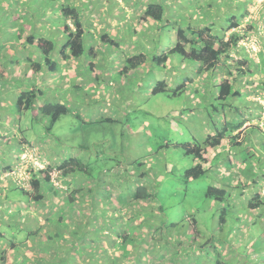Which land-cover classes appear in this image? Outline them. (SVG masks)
<instances>
[{
	"label": "crops",
	"instance_id": "0c3cea01",
	"mask_svg": "<svg viewBox=\"0 0 264 264\" xmlns=\"http://www.w3.org/2000/svg\"><path fill=\"white\" fill-rule=\"evenodd\" d=\"M102 1L104 0H0V257L2 256L0 264H18L17 261L19 260L24 261V264L27 261H31L30 264H162L151 261L155 247L151 245L153 239L150 235L146 236L144 234L146 239L144 243L139 244L136 241L132 245L128 243L129 241L127 240H131L133 237V233L129 232L127 228V221L130 218L120 215V212L112 210L113 212H108L106 218L101 219L106 221L107 228L105 230L98 231L99 225H96V227L93 225V228L86 233L78 232V228L76 229L72 223L68 222L66 226L59 223L56 225L52 221L51 215L60 213L61 207L68 210V205L63 204V200L56 199L55 195L50 193L51 184L43 183L42 185V191L49 192H46V197L48 198L46 202L41 203L42 208H32L33 200L29 197L25 200L24 196H21V193L15 189L13 178L7 180L2 177L4 172L9 170L7 167L16 163L26 143H34L40 146V150L43 153L41 158L49 160L52 164L61 165L68 158L81 157L78 148H69L60 135L58 137L48 135L40 137L38 131H43L41 128L46 127L43 121H38L36 122L37 125H35L30 118L23 116L19 118V121L16 119L14 123L10 122L9 119L11 118L8 117V111L11 110L21 91L32 86L42 89L44 96L36 102L35 105L37 107L44 102L64 101L74 111H81V113L85 112L81 110L83 105L88 106L90 109H98L99 114L97 116H92L88 113L86 115L87 119L91 118L94 120L108 116L122 118L123 120L126 112L136 111L140 113L145 112V110L153 112L158 111L155 105L171 104L169 101L160 99L152 103L151 106V104L148 105L142 100L130 97L128 94V87H130L129 78L134 79L136 84L139 85L137 95L135 93L137 97H148L152 86L158 80H165L174 85L175 82L173 83V81L177 79L178 83L185 82L188 88L187 92L179 98L183 100L179 104L181 106L174 109H164L162 107L163 114L161 115V117L167 116L168 122L173 121L177 126L175 128L178 136L174 137V140L172 139L174 142L179 141V139H186L185 129H189L197 137L205 139L209 134L215 132L216 126L223 125L226 121V119L222 121L220 118L217 119V122L210 121V105L214 102L217 95L210 84L216 86V79L228 76L226 69H221L216 73L199 71V64L189 63V68H187L179 64L175 57H172L164 69L166 71L168 68H174L176 72L178 71L172 82L168 78L158 79L156 70H153L156 76L150 80L147 90L144 89L143 84L146 76L152 69L151 60V62L149 61L151 64L148 62L144 67L130 72L128 76L121 75L120 78H117L119 70L125 65V55L140 53V45H135V49H137L135 52L129 50L124 46L127 41L126 30L123 33L117 31L118 26L123 24L126 26L127 33H133L126 23H122L131 14V11H129L130 6L128 5L129 0H108L104 14L101 10H92L88 7V5L99 4ZM215 1L209 0L208 3L205 2L203 11L209 16L210 11L208 9L210 7L214 8L215 6V10L219 8L221 10L222 6L225 5L223 2L218 3V1ZM225 1H227L226 10L233 8L231 6H234V4H231L233 3L231 0ZM233 1L235 3V1L239 0ZM170 2L171 0L166 2L168 9L167 18L174 20L173 17L176 18L178 16L174 13L173 3ZM184 3H187V0ZM62 5H74L81 10L87 33L86 38H88L87 48L93 47L98 53L97 57L93 59L95 66L93 70H90L89 62L91 59L87 55L80 58H70L69 60L54 57L59 62L57 71L51 72L44 68L42 71L34 73L31 70L30 58L41 59V52L32 46H27L25 37L27 35L53 37L57 40L59 51L66 41L62 31L63 17L60 13ZM179 6H183V4H179ZM144 7L145 5H143L139 13L143 12ZM177 8L179 7L177 6ZM85 9H88V14L84 12ZM176 12H179V9ZM151 21L153 20L147 19L146 22L150 23ZM172 23L175 30L173 32L169 30L168 36L158 33L160 32L158 23L154 24L153 22L154 26L153 24L149 26L153 35H157L154 47H158V53L167 52L174 46V44H165L163 42L169 40L176 43V28L178 25L191 24L196 28H203L211 24L207 19L206 22L202 19L197 21L196 24L193 20H189L188 17L180 24H177L176 20L172 21ZM2 25L5 26L4 29ZM105 34L115 37L119 42L123 41L120 42L121 48H112L114 50H111V47L102 44L99 39ZM250 36L251 34L249 33ZM242 41L244 42V40ZM156 43L158 44L156 45ZM263 44L264 41L262 42ZM245 50L240 45V50L238 52L234 51L231 57L232 59L239 56L248 58L250 72L247 71L243 74L236 69V66H233V72L237 74L235 85L240 94L228 100V104L224 108H219V111H226L225 108L227 106H230L232 111L236 109L234 111L236 116L233 115L235 121L243 122L233 132V135L238 133L235 141H238L239 144L237 145L228 139L223 140L222 145L214 148L213 154L210 153L208 162L204 164L210 184L219 185L223 189L228 190L231 194L230 199L236 201L235 206L237 209L241 208L242 197L246 198L244 201L247 202V195L250 193L260 191L262 196H264V130L258 126V128L251 126L252 121L257 124V120L261 119L264 114V70L261 71L257 66H253V58L250 59V53ZM196 76L198 80H196ZM7 81L9 82L8 84ZM81 86L86 87L87 90L84 91ZM101 86L106 89L102 90V94L99 90ZM110 92L113 100H103V97L106 99L110 97ZM90 101H94L95 104L93 106L87 105L86 103ZM98 104L103 109H100ZM125 105H128V107ZM120 107L121 109H119ZM238 110L241 111V114L239 112L237 114ZM177 111H180V115L171 114V112L176 113ZM202 111H207V115L200 114ZM116 112L119 116L113 114ZM218 115L221 116L222 114ZM224 115H227V111ZM142 124L143 126L134 129V131L125 129L126 134L129 132L128 145L132 153L127 159L128 161L131 159L145 161L157 156L161 162L166 160V166L170 169H182L198 163L192 160L188 161L180 153L178 154L180 162L177 163L169 158L164 149H161L160 152L155 151L154 147L146 142L148 141L147 138L151 137L147 136L144 138L146 127L150 123L144 119ZM212 126H214L213 129L211 128ZM56 139H60V142ZM56 144L61 150L60 158L53 157ZM174 147H177L176 144H174ZM60 159L63 162H60ZM213 161L216 162L212 163ZM151 167H155V165H149V168ZM241 177L244 178V181H239ZM236 183H238V186H236ZM242 185L247 187L244 189ZM99 201L92 199L88 202V205L91 208L102 204ZM74 205L79 206L78 203ZM100 207L103 206L100 205ZM113 207L124 209L127 205L114 203ZM97 222L96 224H98ZM113 223L120 225L117 228H111ZM1 227H4V229L1 230ZM9 229L13 230L11 231L12 235H8L9 231L7 230ZM159 229L158 227L157 231L155 230L159 234L158 237L153 234L155 236L154 239H160L159 245L164 249L163 254H158L159 256L166 255V251L173 249L176 250L178 255L184 250L187 251L189 245L184 244L182 246L179 243L180 247H175L176 243H171L168 239H165V232L160 233L158 232ZM23 235L25 237H22ZM176 235H179L181 240L188 241L186 239L187 232L174 233V236ZM21 240H25V242L23 241V243ZM164 241L168 242L164 243ZM157 242L154 241V245L157 246ZM147 250H150L151 255L147 256Z\"/></svg>",
	"mask_w": 264,
	"mask_h": 264
},
{
	"label": "trees",
	"instance_id": "16d2710c",
	"mask_svg": "<svg viewBox=\"0 0 264 264\" xmlns=\"http://www.w3.org/2000/svg\"><path fill=\"white\" fill-rule=\"evenodd\" d=\"M166 2L167 0L146 1L145 7L141 14V19L145 22L147 21V19L155 20L158 23V30L160 31L158 33L167 36V32L169 30H175V28L173 27L172 21L167 18L166 13L168 9ZM232 2L234 3V1ZM187 3H190V1L187 0ZM246 5L245 7H247ZM241 6L242 4H240L239 1H235L234 6H231L233 8L229 9L230 11H237V9L241 11ZM246 12L247 9L245 8L244 14L240 13L239 16L233 14L231 15V17L226 16L225 23L223 22L226 26H224L223 28L221 27V32L217 29L216 24H210L209 26H205L203 28H196L191 24H187L184 26L178 25V27L176 28V43L171 49H169V51L164 53H158L156 51L158 47H154V50L149 49L146 44L141 42V44H139L140 53L125 55V65L119 70L117 78H120L121 75L128 76L130 72L135 71L137 68L144 67V65H146L151 60L152 69L149 72L151 73V76L147 75V79L152 80L156 76L153 73V70L159 69L163 71L167 63L171 61L172 57H175V59H177V61H179L180 63L183 61H188V63L199 64V71H211L213 73H216L221 69H226V72L229 74L227 77H219L218 79H216V86L210 84L211 88H213L217 93L214 102H212L210 105V108H212L213 110V112H210V116L212 117L211 119H215V114L219 111V108H224V106L228 104V100L240 94L239 90L236 89L237 86L235 85V82L237 80V74L233 72V66H236V69H238V71L243 74L247 71L250 72V63L246 59H236V61L235 59L231 58V54L234 51L238 52V50H240V42L242 40L248 39L250 33L249 31H251L252 29H256L253 22L249 24L245 29L242 28V22L246 18ZM60 13L63 17L62 31L63 35L66 37V41L59 49V51L57 47V40L53 37H36L34 35H27L25 37L27 46H32L38 49L41 52L42 57L41 59L30 58L31 70L36 73L42 71L44 68H47L49 71L55 72L58 69L59 62L54 57H61L63 59L69 60L70 58H80L86 55L91 59L89 62V68L90 70H93L95 66V62L93 61V59L97 57L98 53L93 47H90L89 49L87 48L88 38H86L87 33L85 30V25L83 23L81 10L79 9V7L74 5H62L60 7ZM99 40L102 44L111 47V50H114L112 48H121L120 42H123L117 41L115 37H110L109 34L102 35ZM157 44L158 43H156V45ZM176 80L177 79L173 81V83L175 82L174 85L165 80H158L152 86L150 95L148 97H137V88L139 85L136 84V81L134 79L129 78L130 87H128V94L132 98L142 100L146 104L148 103V105L151 104V106L152 103H154L158 99L171 102L176 98L182 97L188 90L185 82L178 83L179 81ZM8 83L9 82L7 81V84ZM149 84L150 81L147 82L145 80L143 84L144 89L147 90ZM99 90L102 94V90L106 89H103L101 86ZM43 96L44 91L42 89H39L36 86H32L21 91L18 94V97L15 103L12 105L11 109H13V113L14 109H16L18 119L24 116V112L32 111V117L34 119H30L34 123L43 121L46 124L47 130V134L45 136L48 135L51 137L53 136L51 134L53 124L56 123L63 115L69 113L73 114L75 112V115L80 117L81 120L87 121L81 116V114H77V112L69 107V105L64 101L44 102L40 104L39 107H37L35 105L36 102L39 101ZM125 106L128 107V105ZM119 109H121V107ZM117 112L113 114H115L116 116ZM133 113L137 112L134 111L130 113H124L125 121H123L122 118L118 117H101L98 118L99 120L94 119L93 121H90L88 123H100L99 121L106 120L102 123L119 125L121 127V129H119V136L121 137L123 145H125V136L127 135L128 139H130V136L128 135L129 132L128 134H126L125 129L133 131L135 129H131L128 124L129 119ZM140 113H144V117H146V115L148 114H151L146 110L145 112ZM239 114L241 113L239 112ZM223 116L226 119L225 123L223 125L216 126L215 132L209 134L205 139H201L194 133H192L191 130L185 129L186 139L184 141L174 142L172 139L171 141L170 138H168L160 144H154L155 151L160 152L161 149H164L171 159L173 158L171 157V155L175 157V155H178L180 153L182 154V157H185L188 161L192 160L198 162L190 167H183L182 169H170L167 166H159L158 168L151 167L147 169V171L139 173L138 169L145 165V162H142L140 159H133V164L136 169L132 174L127 173V171L124 169V166L122 167V163L116 164L114 165V167H111L108 174L113 171L114 175L118 179H121L122 177L124 178L123 181L119 180L118 182L121 191L117 194L112 193V188L109 184H106L108 182L107 179L101 180V184L95 182L100 178L93 176L92 163L98 161V158H100L101 155L99 151L96 152V157L94 158V160H92V157H85V159L83 160L81 158V155V157L79 158H68L61 165H58L57 163H54L55 165L49 163L46 166V169H37L38 171H36V168L34 166H30L28 170L31 173V179L28 183L30 184V188L33 191L26 187L25 181H22L18 178L13 179V184L15 185V189H17V191L21 193V196H24L25 200H27L28 197L33 200L32 208H42L41 203L46 202V199H48L46 196L47 193H49L48 191H46L47 193L42 191V185L43 183H47L48 185L51 184L52 186L50 188V193L55 195L56 199L59 198V200H63V204L68 205V210L61 207V209L59 210L60 213L57 214L58 216L51 215L54 224L57 225L59 223L60 225L67 226L69 222L75 225L76 229L78 228V232L85 233L90 231L93 228V225L94 227H96V225H99L100 228L98 227V231L105 230L107 228L106 221H102L101 219L106 218L108 212L112 210H116L117 212H119L120 210V208L113 207L114 203H124L126 205L127 203H130L129 206L131 208H135L134 206L136 205L134 204L140 200H149L157 203L159 199L156 187L160 185V181H163V178H165V176H167L166 180L169 184L170 181L174 184V177L181 179L182 184L184 183L185 185H189L191 182L201 180L203 178L208 179L207 171L204 169V164L208 162V154L210 152V149L220 147L223 143V140L225 139H228L231 142H235V144L237 145L239 144L238 141H235L237 139L238 133L236 135H233V132L236 131L243 122L235 121L234 116H229L231 120L227 119V115ZM162 119L168 121L167 116H162ZM256 128L258 127L256 126ZM168 132L165 131V134L169 135L170 132ZM57 141L60 142V139ZM174 144H176L177 147H174ZM79 147L85 150V153L92 152L90 151V149L92 150V148L84 144L80 145ZM34 148L38 150V154H40L41 157L43 153L40 150V146H37L34 143L24 144L20 155H22L25 150ZM190 156H192L193 159H190ZM18 159L14 165L8 166L7 169L12 170L13 167L17 165ZM137 161H139V167L135 166ZM216 161H213L212 163ZM55 171L58 172V176L56 178L61 181L62 187L56 185L52 178V173ZM103 171L104 170H102V172ZM176 173L179 177L175 175ZM73 175L74 177H72ZM138 179L142 180V183H137L139 182ZM146 182L151 183L152 188H149ZM133 183H136V188L132 190L131 193H129L128 190ZM205 196L211 201L213 200V202H211V207L215 209L214 217H219L218 220H213H215L216 223L218 222L219 226L218 228H215V231L212 232L214 233L213 236L207 237V245H199L197 243V238L198 236H200V231L196 227V222L198 221V219L194 218L192 228L190 229L191 239L190 242L187 243V245H189V248L187 250H190L192 252L202 250L200 252L202 254H205L206 264H239L240 261L237 255H243L244 251V256L246 258L245 264H251L254 260L255 255L253 252H250L249 249L246 248V243L248 240H244V244H234L232 236L235 229H238L235 228V224L237 222L239 226L241 225V228L243 230L246 229V233L251 240L255 238V236L253 237L252 234L254 229H258L264 237V225L262 224V220H260H264V196H262L260 191L248 194V201H243L242 203H240V209H237V207L235 206V202L231 201L230 192L226 189H223L219 185L209 184ZM92 199L100 200L99 202L102 204L90 208L88 202ZM130 199L132 200V202H129ZM37 202L39 205L36 204ZM76 203H78L79 206H75L74 204ZM100 205H102L103 207H100ZM163 210V206H160V212L163 213ZM252 210L257 211V214L255 215L256 220H254V222L249 225V221L248 223H244L246 218L244 216V213L247 214ZM130 221H132L131 218L128 222ZM96 222L98 224H96ZM153 224L154 223L151 222L150 226H152ZM227 224H229L228 229H226ZM119 225L120 224L118 223H113L111 224V228H117ZM214 226L216 227V225ZM169 227L173 228L171 225ZM168 236L170 242L174 243L175 241L172 239L171 235ZM143 239V243L146 242V239ZM127 241H129L128 243L131 245L135 243L134 238H131V240L128 239ZM167 242L164 241V243ZM176 243L185 244V242L179 238V235ZM229 247H232L234 250L227 252L226 248ZM175 254L177 256L174 257L179 256L176 252ZM233 256H235L236 258L235 261L232 258ZM196 258H179L177 260L181 261L177 262L176 264H204L202 259ZM257 262L255 264H257Z\"/></svg>",
	"mask_w": 264,
	"mask_h": 264
},
{
	"label": "rangeland",
	"instance_id": "374dc122",
	"mask_svg": "<svg viewBox=\"0 0 264 264\" xmlns=\"http://www.w3.org/2000/svg\"><path fill=\"white\" fill-rule=\"evenodd\" d=\"M83 1H86V0H83ZM145 1L146 0H129L128 2V5L130 6L129 11H131L130 12L131 14L126 18L125 22L123 20L122 23H126L127 26L131 28L133 33L131 34L127 33L128 31L126 29V26L123 24L119 25L118 30H117L120 33H123L126 30L127 41L125 42L124 46L133 52L137 50L135 49V45H139L141 44V42L146 44L149 49L154 50L155 38H157V35H153L152 29L149 28V26L152 25L153 22L154 24H156L157 22H155L154 20L151 21L150 23L142 21L141 19L142 13H139L143 5H145ZM189 1L190 3H184L186 2V0H171L170 3H173L172 7L174 9V13L176 14V16H178L176 18L173 17L174 20L177 21V24L184 22V20H186L187 17L189 20L191 21L193 20L196 24H197V21H200L203 19L206 22V19H207L210 21L211 24H216L217 29L219 28L218 30L220 32L222 31L221 27L223 28L224 26H226L224 24L226 16L231 17V15L233 14H235L236 16H239L240 13H243V14L245 13V8H246L247 9L246 16H245L246 18L244 17L245 19L242 22V28L245 29L246 27H248L249 24L253 22L256 29H252L251 31H249L251 34V36L249 37V40L245 39L244 42L241 41L240 45H242V47L246 49L245 50L246 52L250 53L251 57L249 58L250 59L253 58L252 59L254 61L253 66H257L259 69H261V71L264 70V48H263L264 44L262 45V42L264 41V0L262 1L261 0L260 1L259 0H239V3L242 4V6L240 7L241 11H239L238 9L237 11H230L229 8L226 10L227 1L216 0L218 1V3L223 2L225 5L222 6L221 10L220 8L215 10V6L214 8L210 7L208 9V11H210L209 13L210 16L206 14V12L203 11V9H205V2L208 3L209 0H189ZM107 4H108V0H104L99 4H91V6L93 7L89 5L88 7L92 10L94 9L101 10L102 13L104 14L107 9ZM179 4H183L184 7L179 6ZM231 4H234V3H231ZM245 5L247 7H245ZM177 6L179 8H177ZM178 9H179V12H176ZM101 11H100V14H101ZM84 12L88 14L89 11L88 9H85ZM184 15H185V18H184ZM174 20H171V21H174ZM2 28L4 29L5 26L2 25ZM170 32H173V30H170ZM168 33L169 31L167 32V36L169 35ZM163 43L172 44V45L175 44L174 41H169V40H166ZM156 51L159 52V49L157 48ZM260 51L262 52L259 54ZM232 54L231 56H233ZM234 59L235 60L236 59H239V60L246 59L249 62L248 58L243 57V56H239ZM150 62L149 64H151ZM179 64L186 66L187 68H189V65H190L188 61H183L181 63L179 62ZM163 71L156 70L157 78L158 79L168 78L171 82L174 76H176L178 72V71L176 72L174 68L172 69L168 68L166 71L164 72ZM147 75L151 76V73H148ZM224 76L226 75L224 74ZM147 78L148 77L146 76V81L149 82L150 80H148ZM195 78L196 80H198L197 76ZM82 89L84 91L87 90L86 87H82ZM109 96L110 97L107 99L103 97V100H108V101L113 100L112 95L110 94ZM158 97H162V96H158ZM159 100L160 99H158L157 101ZM182 101L183 100L176 98L174 101H171L170 105L169 104L163 105V106L159 104L155 105L157 106L158 111L150 112L151 114L146 115V117L143 116L144 113H141V114L138 112L133 113L129 119V123H128L129 127L131 129L140 128L141 126H143L142 122L144 121V118H146V120L150 123V125L146 127V135H144V138H146L147 136L151 137V138H147L148 141H146L145 139V141L148 144H150L151 146L153 144V147H154V144H160L161 142L165 141L168 138H170V140L171 139L174 140V137L178 136V133L175 128L176 125L174 124L173 121L168 122L162 119L161 117V115L163 114L162 107L164 109L179 108L181 106L179 104H181ZM86 104L89 106H93L95 103L94 101H90L89 103H86ZM98 106L100 109H103L99 104ZM81 110L85 112L81 113V111H77V110L75 111L77 112V114H81V116L87 121L81 120L80 117L75 115V112L73 114L69 113V114L63 115L56 123L53 124L51 134L55 137L59 135L62 136L61 138H63L64 142L67 144L69 148H78V152L82 155L81 158L83 160L85 159V157L86 158L92 157V160H94V158L96 157V152L99 151L101 155L100 158H98V161H95L92 163L93 176L100 178L95 182L100 183L101 180L107 179L108 182L106 184L110 185V187L113 190L112 193L117 194L118 192L121 191V188H120V185H118V182L119 180L123 181L124 178L120 176L122 178L118 179L114 175L113 171L110 174H108V172H110L109 169L111 167H114V165L121 164V163H122V167L124 166V169L127 171L128 174H132L133 171L136 169L134 167L133 160H129V161L127 160L129 156L132 155L131 151L129 150L128 136L127 135L125 136L126 143L125 145H123L121 141V137L119 136L120 135L119 129H121L119 125L102 123L103 121H106V120L99 121L100 123L90 124L88 122L93 121V119L91 118L87 119L86 115L89 113L92 116H97L99 114L98 109H90L88 106L83 105L81 106ZM225 110L227 111L228 120H231L230 117L234 115V111H232L230 106H227ZM226 111H221V110L218 111L215 114L216 118L211 119L212 118L211 117L210 121L212 122L213 120L215 122L217 121L218 118H220V120L222 121H225V117L223 115L224 113H226ZM210 112H213L212 108L210 109ZM238 112L241 113L240 110H238ZM164 114L166 113L164 112ZM171 114L178 116L180 115V111H177L176 113L171 112ZM200 114L207 115V111H202ZM218 114H222V115L219 116ZM32 116H33L32 111L24 112V117H29L31 119H34ZM245 116H246V112H245ZM8 117L11 118L9 119L11 123H14L16 119L19 121L16 109H14V113H13V109L9 110ZM106 117L108 116H105L104 118ZM169 118H172V117H169ZM123 121H125V119H123ZM257 121H258L257 124H254L252 121L251 126H260L261 129L264 130V114L262 118ZM35 125H37L36 122H35ZM211 128L213 129L214 126H212ZM41 129L43 131L39 130L38 134L40 137H43L47 134V130H46V127H42ZM167 129L170 132V133L168 132L169 135L165 134V131H168ZM184 140L185 139H179V141H184ZM82 144L91 147L92 150L90 149V151L92 152L85 153V150L79 147ZM35 150L37 151V149ZM213 152H214V148L210 149L208 157H210L211 155L210 153L213 154ZM54 153H55L53 155L54 158L61 157V150L58 148L57 144L54 146ZM171 157H173L172 159L174 162H177V163L180 162V158L178 155H175V157L171 155ZM190 159H193V157L190 156ZM59 161L63 162L62 159H60ZM142 162H145V165L142 166L140 169H138L139 173H142L143 171H147V169H149V165L151 164H154L155 168H158L159 166H164V167L166 166V160L161 162L157 156H153L152 159H148ZM135 166L139 167V161H137ZM102 170L104 171L102 172ZM175 175L178 176L177 173ZM166 178L167 176H165V178H163V181L162 180L160 181V185L156 187L157 192H158V199H159L157 203L149 201V200H142L134 204L136 205L134 206L135 208H131L129 206L130 203H127V207L124 209H120L119 212L121 213V215L127 217L128 219L129 218L132 219V221L130 222L127 221V228L129 232L133 233V237H136L134 238L136 242H138L139 244L143 243L144 234L146 236L150 235L152 237L153 241L151 245L155 247L154 254L151 257L152 262L156 261L155 263L176 264V260L179 258L188 259L191 257H194V258L197 257L196 259H202L204 264H206L205 254H202L200 252L202 250L200 251L197 250L194 252L190 250L182 251L180 255L178 256L179 258L174 257V256H177L175 254L176 250L174 249L166 251L165 252L166 255H161L162 257L158 255V254H163V250H164L159 245V242H161L159 241V238L154 239L155 236H153V234H155L158 237L159 234L155 231V228L157 229L159 226H160L159 227L160 229L158 230V232L160 233L165 232V239H168L169 242H170V239L168 235H171L172 239L175 241L174 243H176L178 239V235L174 236V233L179 234L182 232H187L186 239L189 241L190 236H191L190 229L192 228L193 219L197 218L198 221L196 222V227L200 231V236H198L197 238V243L199 245L206 244L208 242L207 237L213 236L214 233L212 232L215 231V228H218L219 226L218 222L216 223L215 221V220H218L219 217L218 216L214 217L215 209L211 207V202H213V200L211 201L209 198L205 196L206 190L208 189V186L210 184L209 179L203 178L201 180L191 182L189 185H185L184 183L182 184L181 179H178L175 177H174L175 179L174 184L171 181L169 184L167 183ZM141 181L142 180H139V182L137 181L136 182L142 183ZM239 181H244V178L241 177ZM135 186H136V183H133L130 186V189L128 190V192L131 193L132 190L136 188ZM147 186L149 188H152L151 183H147ZM236 186H238V183H236ZM242 187L245 189L247 186L242 185ZM248 198L249 197L247 196V199ZM245 199L246 198L242 197L243 201ZM129 202H132V200L130 199ZM234 202L236 203L235 200ZM160 206H163V209H164L163 213L160 212ZM256 214H257V211L255 210H252L251 212H248L247 214L244 213V216L246 217L244 223L246 222L248 223L249 221V225H250L252 222H254V220H256L255 218ZM260 220H262V224L264 225V220L263 219H260ZM151 222L154 223L152 226H150ZM170 225L173 228H170L169 227ZM214 225H216V227ZM235 226H236L235 228H238V229H235V231L233 232V236H232L233 241H234L233 243L234 244H238V243L244 244L245 242L244 240H248L246 243V248L249 249L250 252H253L255 255L254 260L252 261L251 264H255L257 261H258L257 264H264V247H263L264 237L262 236L260 231L258 229L253 230V233H252L253 237L255 236V238L253 239L254 241H253L248 237L246 233V229L243 230L241 228V225L239 226L237 222ZM228 228H229V224L226 225V229ZM2 229H4V227H1V230ZM161 229H162V232H161ZM7 231H9L8 235L13 234L11 233V231H13L12 229H9ZM19 237L21 238V236ZM22 237H25V235H23ZM21 239H24V238H21ZM21 241L25 242V240H21ZM154 241H158L157 246L154 245ZM188 241L184 240L185 244H187ZM182 246H184V244H182ZM175 247L179 248L180 244L176 243ZM226 250L227 252H230L231 250H234V249L232 247L231 248L229 247V248H226ZM147 251H148L147 256L151 255L150 250H147ZM244 253L245 252L243 251V255L242 254L237 255L240 261L239 264H245L246 262ZM232 258L235 261L236 259L235 256H233ZM179 261L181 260H177V262ZM17 263L24 264V261L19 260L17 261ZM30 263L31 261H27L26 264H30Z\"/></svg>",
	"mask_w": 264,
	"mask_h": 264
},
{
	"label": "built area",
	"instance_id": "2783aa9c",
	"mask_svg": "<svg viewBox=\"0 0 264 264\" xmlns=\"http://www.w3.org/2000/svg\"><path fill=\"white\" fill-rule=\"evenodd\" d=\"M35 152H37V153H35ZM44 165H45V162L40 157V155L38 154V150L36 151L35 148L34 149H27L20 156V159L18 160L17 165L14 167V169L8 171L6 176L18 178L20 180L25 181L26 187L29 189L30 188V184L28 183L29 173L27 172L26 167L27 166H34L37 168H42ZM57 173L58 172H56V171L52 173L53 180H54L56 185L62 187L61 182L59 180H57V178H56L58 176Z\"/></svg>",
	"mask_w": 264,
	"mask_h": 264
},
{
	"label": "clouds",
	"instance_id": "9594fccd",
	"mask_svg": "<svg viewBox=\"0 0 264 264\" xmlns=\"http://www.w3.org/2000/svg\"><path fill=\"white\" fill-rule=\"evenodd\" d=\"M259 128H260V126H258ZM40 155V154H39ZM21 156V155H20ZM20 156H19V159H20ZM18 159V160H19ZM44 160V159H43ZM44 162H45V165L42 167V168H37V167H35L36 168V171H38L37 169H46V166L50 163L49 162V160H44ZM30 166H27L26 167V170H27V172L29 173V181H30V179H31V173L29 172V170H28V168H29ZM13 169H14V167H13ZM12 169V170H13ZM8 171H10V169L8 170ZM8 171H6V172H4V174L2 175V177H4L5 179H7V180H9V179H14V177H7L6 176V174L8 173ZM53 178V177H52ZM23 181V180H22ZM28 181V182H29ZM60 181V180H59ZM61 182V181H60ZM31 191H33L31 188H29Z\"/></svg>",
	"mask_w": 264,
	"mask_h": 264
}]
</instances>
